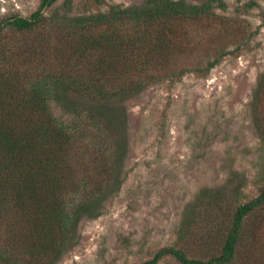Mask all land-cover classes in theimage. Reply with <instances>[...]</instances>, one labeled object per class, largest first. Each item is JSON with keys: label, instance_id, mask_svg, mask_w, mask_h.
<instances>
[{"label": "rangeland", "instance_id": "374dc122", "mask_svg": "<svg viewBox=\"0 0 264 264\" xmlns=\"http://www.w3.org/2000/svg\"><path fill=\"white\" fill-rule=\"evenodd\" d=\"M66 1L46 12L39 29L4 34L0 50L19 52L41 35L59 48L73 19L106 13L117 5L140 7L146 0ZM209 1L212 16L202 24L204 31L196 25L189 38L183 36L184 29L177 35L189 53L154 80L145 79L142 91L123 103L125 130L110 139L111 133L83 126L88 129L82 150L86 160L110 163L112 180L120 171L123 183L108 194L96 193L103 199L98 216L80 221L73 246L55 264H137L167 246L186 247L190 256L204 254L202 246L219 242L218 224L236 205L259 195L264 184V116L257 118L252 102L264 73V0H187L196 6ZM251 2L256 6L250 7ZM38 7L39 0H0V22L14 14L29 17ZM220 46L230 52L219 65L207 75L193 71L213 59ZM45 54L48 65L21 66L16 60L2 62V67L30 76L63 71L52 53ZM183 69H188L183 76L169 80L171 73ZM54 111L65 123L75 119L56 105ZM112 141L124 147L123 162V149L112 147ZM96 168L99 179L108 183L109 167ZM85 193L68 199L78 205ZM247 226L249 239L257 232L253 249L264 254V210L252 215ZM159 264L178 263L169 257Z\"/></svg>", "mask_w": 264, "mask_h": 264}, {"label": "trees", "instance_id": "16d2710c", "mask_svg": "<svg viewBox=\"0 0 264 264\" xmlns=\"http://www.w3.org/2000/svg\"><path fill=\"white\" fill-rule=\"evenodd\" d=\"M58 1L39 0L29 17L14 14L1 21L0 39L9 31L28 33L44 26L46 12ZM66 2L72 5L71 0ZM212 8L210 1L196 6L187 0H146L140 7L125 9L117 5L106 13L70 21L69 37L58 42L59 48L41 35L19 52L7 55L0 50V264H55L73 246L70 241L76 238L80 221L98 216L103 199L96 193L119 189L123 179L119 171L112 180L110 163L86 160L82 150L88 129L83 126L115 138L125 127L123 103L142 91L145 79L154 80V75L169 71L179 56L189 53L177 35L184 29L183 36L189 38L196 25L204 31L202 24L211 20ZM219 48L213 59L193 71L210 73L230 52ZM45 53H52L63 71L42 70L41 75L30 76L2 67V62L16 60L21 66L48 65ZM187 70L166 78L181 77ZM253 99L254 114L264 116V73ZM54 105L75 119L59 120ZM112 147L123 149L117 154L121 162L124 147ZM97 166L109 167L108 183L94 172ZM79 191L86 192L85 197L73 204L68 196ZM261 210L264 184L258 196L236 205L218 224L219 242H207L204 254L190 256L186 247L167 246L137 264H159L169 257L178 264H264V254L253 249L257 232L249 239L247 226Z\"/></svg>", "mask_w": 264, "mask_h": 264}]
</instances>
